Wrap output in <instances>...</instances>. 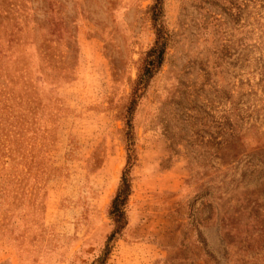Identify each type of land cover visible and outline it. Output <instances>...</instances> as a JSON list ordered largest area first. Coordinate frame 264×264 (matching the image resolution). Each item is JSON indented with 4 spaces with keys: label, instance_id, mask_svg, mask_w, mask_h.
Here are the masks:
<instances>
[{
    "label": "rangeland",
    "instance_id": "obj_1",
    "mask_svg": "<svg viewBox=\"0 0 264 264\" xmlns=\"http://www.w3.org/2000/svg\"><path fill=\"white\" fill-rule=\"evenodd\" d=\"M153 0H0V264H100ZM103 264H264V0H164Z\"/></svg>",
    "mask_w": 264,
    "mask_h": 264
},
{
    "label": "trees",
    "instance_id": "obj_2",
    "mask_svg": "<svg viewBox=\"0 0 264 264\" xmlns=\"http://www.w3.org/2000/svg\"><path fill=\"white\" fill-rule=\"evenodd\" d=\"M163 2L164 0H153L149 6L150 20L154 30V40L141 59L137 78L134 80L131 89V98L126 111L124 132L126 164L122 171L119 185L108 207V215L112 221V230L106 239L102 255L99 257L100 264H103L104 259L110 253L111 243L127 226L125 206L131 195L130 172L137 162L131 116L135 110L136 103L148 88L149 82L161 68L169 46L170 34L161 23L164 13Z\"/></svg>",
    "mask_w": 264,
    "mask_h": 264
}]
</instances>
